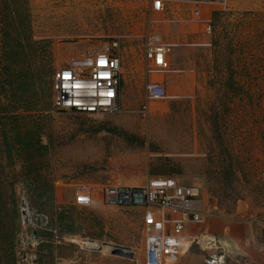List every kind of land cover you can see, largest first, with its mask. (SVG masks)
Segmentation results:
<instances>
[{"label":"rangeland","instance_id":"374dc122","mask_svg":"<svg viewBox=\"0 0 264 264\" xmlns=\"http://www.w3.org/2000/svg\"><path fill=\"white\" fill-rule=\"evenodd\" d=\"M24 1L30 23L13 40L30 36L36 86L23 92L29 111L8 87L0 95V264H144L146 212L107 208L99 194L156 176L199 188L204 202L199 223L166 218V233L185 223L175 264L203 263L200 234L226 248L228 264H264V0H163L161 13L153 0ZM156 39L170 49L165 71L145 60ZM114 43L118 110L56 112L55 72ZM151 82L163 98L149 99ZM83 185L90 207L74 203Z\"/></svg>","mask_w":264,"mask_h":264},{"label":"built area","instance_id":"2783aa9c","mask_svg":"<svg viewBox=\"0 0 264 264\" xmlns=\"http://www.w3.org/2000/svg\"><path fill=\"white\" fill-rule=\"evenodd\" d=\"M207 3L209 0H184ZM153 11L165 9L162 0H153ZM118 44L97 48L91 59L82 57L78 64L62 66L53 76L56 112H72L101 116L118 110L122 62L117 52ZM145 60L149 66L161 71L169 67V47L151 41L145 49ZM149 99L157 100L166 95V88L159 83H148ZM145 109V108H144ZM101 204L112 209H135L146 212L145 222L152 228L144 247V264H175L181 255L185 223L175 222L166 233L167 217L177 215L192 223H199L204 212V202L199 188L182 186L174 178L156 176L149 178L143 186L130 187L104 185L100 188ZM93 188L80 186L74 196L77 206L94 204ZM28 215V211H25ZM32 223V221H29ZM170 227V226H169ZM199 250L205 253L202 264H228V256L218 240L208 234L195 237Z\"/></svg>","mask_w":264,"mask_h":264},{"label":"trees","instance_id":"16d2710c","mask_svg":"<svg viewBox=\"0 0 264 264\" xmlns=\"http://www.w3.org/2000/svg\"><path fill=\"white\" fill-rule=\"evenodd\" d=\"M26 4L27 2L24 0L23 2L21 0H0V79L3 76L8 78L5 82L0 81V95L5 93L6 87H8V91L13 92V96H16L17 93L21 96L20 101L25 104L24 109L29 111L28 109L32 107V104L29 103L31 98L23 92L33 88L35 92L36 86V62L31 53V38L30 36L24 37L26 40L25 43V40L22 39L24 44L19 42L21 39L14 42L15 36L17 38L19 36L21 27L24 28L23 23H30L22 18L27 14ZM14 62V66H18V70L12 75L10 69ZM4 110L6 108H0V113ZM25 133H30V131L26 130Z\"/></svg>","mask_w":264,"mask_h":264},{"label":"water","instance_id":"95a60500","mask_svg":"<svg viewBox=\"0 0 264 264\" xmlns=\"http://www.w3.org/2000/svg\"><path fill=\"white\" fill-rule=\"evenodd\" d=\"M22 213L25 214V207L22 206ZM33 239H36V232L33 231ZM105 245H108V244H105ZM109 246V245H108ZM110 247L113 248L111 254L112 255H116V256H120V257H127V258H131L132 255L131 254H127V249L126 248H123V247H119V246H113V245H110Z\"/></svg>","mask_w":264,"mask_h":264},{"label":"bare ground","instance_id":"6f19581e","mask_svg":"<svg viewBox=\"0 0 264 264\" xmlns=\"http://www.w3.org/2000/svg\"><path fill=\"white\" fill-rule=\"evenodd\" d=\"M88 243H89L88 245H89L90 247L94 248V247H96V243H97V242H88ZM108 245L110 246L111 244H108ZM108 245H105V246H108ZM111 248H112V247H111ZM112 250H113V249H112Z\"/></svg>","mask_w":264,"mask_h":264},{"label":"crops","instance_id":"0c3cea01","mask_svg":"<svg viewBox=\"0 0 264 264\" xmlns=\"http://www.w3.org/2000/svg\"><path fill=\"white\" fill-rule=\"evenodd\" d=\"M163 1V0H162ZM121 83H122V80H121ZM223 248H224V250H225V252L227 253V251H226V248L223 246ZM227 256H228V254H227Z\"/></svg>","mask_w":264,"mask_h":264},{"label":"flooded vegetation","instance_id":"af4514ba","mask_svg":"<svg viewBox=\"0 0 264 264\" xmlns=\"http://www.w3.org/2000/svg\"><path fill=\"white\" fill-rule=\"evenodd\" d=\"M122 86H123V82L121 83V90H122ZM128 91H130V90L128 89Z\"/></svg>","mask_w":264,"mask_h":264}]
</instances>
